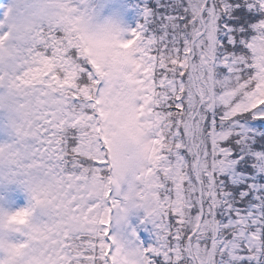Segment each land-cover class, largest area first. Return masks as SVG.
I'll return each mask as SVG.
<instances>
[{
  "label": "snow or ice",
  "instance_id": "6c2138e0",
  "mask_svg": "<svg viewBox=\"0 0 264 264\" xmlns=\"http://www.w3.org/2000/svg\"><path fill=\"white\" fill-rule=\"evenodd\" d=\"M0 264H264V0H0Z\"/></svg>",
  "mask_w": 264,
  "mask_h": 264
}]
</instances>
